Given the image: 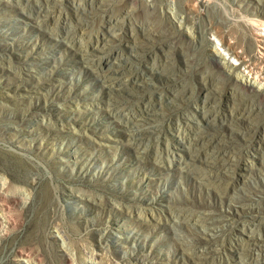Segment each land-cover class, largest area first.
<instances>
[{"label": "rangeland", "instance_id": "rangeland-1", "mask_svg": "<svg viewBox=\"0 0 264 264\" xmlns=\"http://www.w3.org/2000/svg\"><path fill=\"white\" fill-rule=\"evenodd\" d=\"M262 22L264 0H0V264H264Z\"/></svg>", "mask_w": 264, "mask_h": 264}, {"label": "bare ground", "instance_id": "bare-ground-1", "mask_svg": "<svg viewBox=\"0 0 264 264\" xmlns=\"http://www.w3.org/2000/svg\"><path fill=\"white\" fill-rule=\"evenodd\" d=\"M177 23H179V22H177ZM257 26H259V28H260L259 30H261L262 31L261 33L263 34V32H264V23L262 22V23H260ZM215 59H216V61H218L222 65H224V67L226 69H230L231 68L230 67L231 66V63L230 62H231V59H234V55H233L232 52L229 53V52L221 51V52L215 53ZM262 74H263L262 72H257V77L258 76H261ZM243 76L244 75H241V76L239 75V77H237V78H238V82H240L244 86V88L246 90L250 91L253 88H257V86L255 87V85H254L255 84L253 82L254 79H251L249 75L248 76H245V77H243ZM258 90H260L262 93H264V86H263V88H260V89L258 88Z\"/></svg>", "mask_w": 264, "mask_h": 264}, {"label": "built area", "instance_id": "built-area-1", "mask_svg": "<svg viewBox=\"0 0 264 264\" xmlns=\"http://www.w3.org/2000/svg\"><path fill=\"white\" fill-rule=\"evenodd\" d=\"M260 48V47H259Z\"/></svg>", "mask_w": 264, "mask_h": 264}]
</instances>
